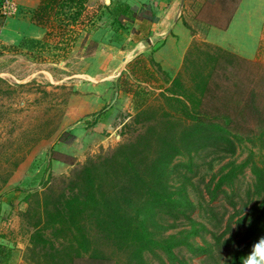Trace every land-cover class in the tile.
<instances>
[{"label": "trees", "instance_id": "16d2710c", "mask_svg": "<svg viewBox=\"0 0 264 264\" xmlns=\"http://www.w3.org/2000/svg\"><path fill=\"white\" fill-rule=\"evenodd\" d=\"M87 1L41 0L31 18L46 29L47 40L55 29L61 35L76 31L71 25L81 21ZM232 1L225 23L211 19L209 24L226 27L241 0ZM111 12L120 24L124 19L155 17L152 12L141 14L127 3ZM92 43L97 46L96 41ZM197 43L189 47L183 69L167 81L157 103L136 112L134 122L141 128L134 137L90 155L67 175L49 177L42 190L28 194V207L21 213L30 228L25 260L32 264H96L115 259L116 264H152L146 252L161 249L172 255L175 246L187 243L180 233L159 236L161 228L175 225L188 209L185 189L176 190L170 184L174 160L184 152L207 147L232 153L242 139L241 131L264 141V109L219 103L214 92L222 83L216 75L213 81L212 75L222 64L221 56L202 50L193 56L192 49L205 44L219 53H234L210 42ZM59 126H50L39 138L51 136ZM62 131L61 139L73 136ZM65 133L67 137H62ZM245 165H233L223 178L236 176ZM252 171L254 183L246 196L256 197L255 201L237 218L232 233H215L217 256L224 264H243L253 245L264 238V166L255 162Z\"/></svg>", "mask_w": 264, "mask_h": 264}, {"label": "rangeland", "instance_id": "374dc122", "mask_svg": "<svg viewBox=\"0 0 264 264\" xmlns=\"http://www.w3.org/2000/svg\"><path fill=\"white\" fill-rule=\"evenodd\" d=\"M5 1L0 0V12ZM13 1L18 5L17 11L5 17L0 14V79L4 80L0 81V190L6 183L4 179L8 174L45 139L39 138L40 134L47 132L56 123L60 126L55 133L63 134L61 128L66 123L71 122L73 125L86 117V114L74 115L79 100L76 95L87 93L80 81L84 79V74L93 61L90 56L97 52L99 46L98 43L97 46L92 43L95 40L90 35L94 28L90 29L83 14L80 22L71 25L76 31L61 35L55 29L56 33L46 40L45 28L37 36H34L32 30L28 31L31 35L22 30L18 33L24 36L23 41L14 43V39L7 34L5 25L13 18L16 23L25 20L31 26L36 24L31 18L36 6ZM144 5L137 10L141 14H150V5ZM233 5L232 0H186L182 19L193 34H200L194 37L191 45L204 42L201 36L208 29V20L217 19L225 23ZM105 6L99 16L98 26H111L115 30L113 38L116 41L126 39V29L131 28L132 23L126 19L124 24L116 22L111 12L114 5ZM102 46L104 51L113 50L107 44ZM193 49V56L199 55L202 50L203 53L219 54L222 58V64L212 75L213 81L216 75L222 83L220 87H216L217 91L215 84H212L219 103L230 107L256 106L264 109V38L258 54L253 58L236 53H219L205 44ZM134 61L136 58L131 63ZM184 64L185 58L180 71ZM156 70L161 73V69ZM147 71L139 61L135 65H128L116 78L120 88L126 90L119 95L118 92L115 93L118 108L113 115L119 120L117 126H113L110 131L104 130L102 133L108 135L107 140L86 148L82 161H74L68 173H56L52 177L67 175L90 155L98 154L103 149H109L136 135L141 125L135 124L134 115L142 107L158 101V95L154 94L155 88L151 86V75ZM69 109L74 111V116L63 119ZM66 133L62 137H67ZM240 134L242 139L237 140L236 149L232 153H226L217 147H207L199 152H184L174 160L170 184L176 190L185 189L188 209L175 225L161 228L159 236L180 233L188 244L175 246L172 255L161 249L146 252V257L152 264H224L217 256L215 233L226 231L228 236L233 232L237 218L244 215L256 199L246 196V190L254 183L252 164L256 162L264 166V141L243 131ZM72 137L64 140L71 141ZM53 155L55 154L48 146H43L35 161L43 160V166L49 167V158ZM243 162L246 165L236 176L223 178L233 165ZM45 182H40L41 187L36 190H42ZM171 222L165 221L168 225ZM19 231L22 240L29 238L30 244V228L22 217ZM25 253L22 255L23 264H32L25 260ZM14 260L16 264L20 263L18 255ZM96 264H116V260H103Z\"/></svg>", "mask_w": 264, "mask_h": 264}, {"label": "crops", "instance_id": "0c3cea01", "mask_svg": "<svg viewBox=\"0 0 264 264\" xmlns=\"http://www.w3.org/2000/svg\"><path fill=\"white\" fill-rule=\"evenodd\" d=\"M17 1L31 7H37L41 2V0ZM185 2L186 0L87 1L84 19L91 26L90 29L94 28L90 37L97 41L99 46L97 52L90 56L93 61L84 74V79L80 81L87 93L76 95L79 100L74 115L86 114V117L73 125L68 122L61 128L73 134L71 141L61 139L60 132L40 141L38 148L17 166L0 190V264H16L14 259L17 255L20 262L17 264L24 262L22 255L29 244V238L22 240L18 229L21 213L28 207L26 197L30 191L41 187L39 183H44V179L49 175L68 173L74 161H82V154L86 148L107 140L108 135L102 133L104 130L110 131L113 126H117L119 120L113 115L118 108L115 93L118 92L119 95L126 90L120 88L116 78L127 69V66L142 62L151 75L149 77L152 80L151 86L155 88L154 94L157 95L168 85L167 81L180 72L189 46L194 37L200 35L193 34L182 19ZM121 3L131 5L134 10L149 4L155 17L153 20L138 17L130 21L132 26L126 29V39L116 41L113 38L115 30L110 28L111 26H98L99 16L106 4L115 7ZM208 25L206 33L201 36L203 41L253 58L258 54L264 38V0H241L226 27ZM5 28L9 37L14 39V43L22 42L24 39L19 31L25 30L29 34L28 31L32 30L34 36H37L41 35L44 29L37 23L31 26L25 20L16 23L15 18L8 20ZM105 44L113 50L104 51L102 45ZM134 58L136 61L131 63ZM151 58L157 65L151 62ZM157 68L161 69V73L156 70ZM72 111L69 109L63 119L73 117ZM43 146H48L55 154L49 158V167L46 164V167L43 166V160L35 161L39 149Z\"/></svg>", "mask_w": 264, "mask_h": 264}, {"label": "clouds", "instance_id": "9594fccd", "mask_svg": "<svg viewBox=\"0 0 264 264\" xmlns=\"http://www.w3.org/2000/svg\"><path fill=\"white\" fill-rule=\"evenodd\" d=\"M243 264H264V238L253 245L251 253Z\"/></svg>", "mask_w": 264, "mask_h": 264}, {"label": "built area", "instance_id": "2783aa9c", "mask_svg": "<svg viewBox=\"0 0 264 264\" xmlns=\"http://www.w3.org/2000/svg\"><path fill=\"white\" fill-rule=\"evenodd\" d=\"M18 5L13 0H6L3 4L2 10L0 12L3 17L8 16L17 11ZM3 20V18H1Z\"/></svg>", "mask_w": 264, "mask_h": 264}]
</instances>
